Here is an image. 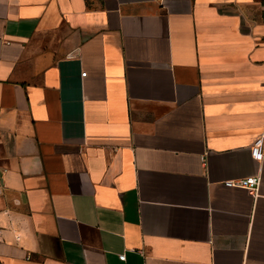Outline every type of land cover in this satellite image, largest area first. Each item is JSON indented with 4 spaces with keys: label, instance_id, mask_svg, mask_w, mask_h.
Returning <instances> with one entry per match:
<instances>
[{
    "label": "crops",
    "instance_id": "0c3cea01",
    "mask_svg": "<svg viewBox=\"0 0 264 264\" xmlns=\"http://www.w3.org/2000/svg\"><path fill=\"white\" fill-rule=\"evenodd\" d=\"M260 137L264 0H0L1 264H264Z\"/></svg>",
    "mask_w": 264,
    "mask_h": 264
},
{
    "label": "built area",
    "instance_id": "2783aa9c",
    "mask_svg": "<svg viewBox=\"0 0 264 264\" xmlns=\"http://www.w3.org/2000/svg\"><path fill=\"white\" fill-rule=\"evenodd\" d=\"M86 73H83L82 76H85ZM264 138H258L252 147L253 157L258 161L263 158V146H264ZM260 177L259 176H251L247 178H242L233 182V184L237 187L244 188L248 190L252 195L256 196L258 193L259 185H260ZM121 260L125 259V256H120ZM1 264V263H0Z\"/></svg>",
    "mask_w": 264,
    "mask_h": 264
}]
</instances>
